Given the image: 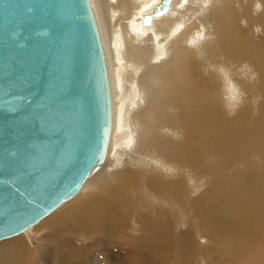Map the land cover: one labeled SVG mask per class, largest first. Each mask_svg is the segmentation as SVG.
Returning <instances> with one entry per match:
<instances>
[{
    "label": "bare ground",
    "instance_id": "1",
    "mask_svg": "<svg viewBox=\"0 0 264 264\" xmlns=\"http://www.w3.org/2000/svg\"><path fill=\"white\" fill-rule=\"evenodd\" d=\"M92 2L112 86L110 148L54 211L74 202L67 218L43 225L61 230L43 239L54 231L108 235L136 222V246L123 243L114 261L102 254L106 264H209L198 242L210 238L241 258L233 264H264V0ZM51 245L35 248L36 258L31 243H0V263L46 264L49 254L91 263L81 259L91 247L67 238Z\"/></svg>",
    "mask_w": 264,
    "mask_h": 264
},
{
    "label": "water",
    "instance_id": "2",
    "mask_svg": "<svg viewBox=\"0 0 264 264\" xmlns=\"http://www.w3.org/2000/svg\"><path fill=\"white\" fill-rule=\"evenodd\" d=\"M112 128L92 0H0V241L79 192L104 163Z\"/></svg>",
    "mask_w": 264,
    "mask_h": 264
},
{
    "label": "rangeland",
    "instance_id": "3",
    "mask_svg": "<svg viewBox=\"0 0 264 264\" xmlns=\"http://www.w3.org/2000/svg\"><path fill=\"white\" fill-rule=\"evenodd\" d=\"M250 5H251V7L253 9L255 8L254 5L252 4V2H251ZM239 23H241V25H243L244 24V20H241V22L239 21ZM157 144L166 145L167 143L163 144L161 142H157ZM229 165H230V168H232V170H236V168L238 169L239 168L238 166H240L234 161H230ZM138 170H140V169H138ZM131 171L135 172L136 174H138L137 170H133L132 169ZM230 171H231V169H230ZM159 175H161V173H157V172H154V171H149V172L146 171L145 172V178H148V179L158 177ZM211 178H212V173H209L206 176V179H211ZM127 198H128V195L125 194V199H127ZM105 201L106 200H101L98 203H104ZM73 203L66 204L65 206H63L61 208L62 210L61 209L57 210L58 212H54L53 214L48 216V218H45L43 221H41L40 223H38L37 225L32 227L26 233H23V234H21L19 236H16L14 238L9 239V240H5L4 242L10 241V240L19 239V240H23V243H26V244H29V245L31 243V245H32L31 249H33L31 255L36 256V253L34 252L35 248L40 247V249H41L42 247H45V245H47V246H50L51 244L53 245V243L58 241L59 239L67 238V240L70 243V245H72L74 247H76L77 245L88 247V248L91 247L90 249H86L85 250L86 254H84V256L81 258L82 260H85L88 263L91 262L90 264H106L105 263L106 261H104L103 257H102L104 254H107L110 258H112V261H114L116 256H117V254H118L117 248H124L123 247V245H124L123 243H129L130 244V248H134L136 246L135 239L140 234L139 225L136 222L128 223L129 225L127 224V227L124 228V229H120L119 227L111 228L108 235H104V234H101V233H96V234H93V235L91 234V235H89L87 237L85 235H79V234H68V233H65V232L62 231L61 237H58L56 235V231H54L53 235L50 236L51 242H48V240L43 239L46 236V234H49V230L50 229L51 230L52 229H56L57 230V228H59L61 230L60 226H55V227L53 226L54 228L51 226V227H49L50 229L48 230L46 228H43V227H46V226H43V225H45V224H47L50 221L55 220V219H62L64 217L67 218V216L69 214V211L71 210L70 207H71V205ZM66 208H67V210H66ZM190 215L194 216V213L191 212ZM167 216H169V214H167ZM118 217H121V216H118ZM51 218H53V219H51ZM68 222L71 223L70 219H69ZM55 225H56V223H55ZM96 229H97V227L94 228L95 231H97ZM112 237H113V239H112ZM100 239H101V242L99 243ZM210 240L211 241L208 240V242L205 241L206 243L205 242L199 243L200 241L198 242V244H199L198 247H200L199 249H200V251L202 253L206 252V249L209 250L208 253H207L208 256H207V259H206L207 263H209V264H212V262L220 263V261H222L221 262L222 264H233L232 262L235 259H241L240 257H238V258L234 257L233 258V257H230L229 254H225L224 253L225 250L223 248H227V247H226V245H225V247H222L223 245L221 244V242L217 238H215V240L210 238ZM4 242L2 241L0 243H4ZM107 243L109 245H107ZM42 244H44V245H42ZM220 244L222 246H220ZM3 248L4 247L0 248V254L2 253ZM172 249L175 250V251H179V250H177L175 248H172ZM43 252H41L40 254H42ZM45 252H47V251H45ZM45 252H44V255H46ZM217 252L218 253L220 252L219 255H218ZM76 254H79V252L76 253ZM49 255H50V256H48L49 258L46 259V264H61L59 259H58V262H55V257H54L55 255L53 257L51 256L52 254H49ZM74 255H75L74 253L70 252V256H74ZM222 255H224V256H222ZM59 256L62 257L61 253L59 254ZM70 256H68V257H70ZM100 257H102V258H100ZM244 257H246L245 254L243 255V258ZM36 258H37V256H36ZM88 259L90 261H88ZM179 260H180V255H179V257H178V259L176 261H179ZM40 261L43 262L42 260H40ZM67 261H69V260L67 259ZM109 262H111V260ZM109 262H108V264H109ZM246 262H247V264H251L252 263L250 261H246ZM114 263L115 262H113V264ZM120 263H122V261L118 262V264H120ZM69 264H73V262L69 261ZM194 264H201V261L198 262V263L195 262ZM257 264H260V262H258Z\"/></svg>",
    "mask_w": 264,
    "mask_h": 264
}]
</instances>
